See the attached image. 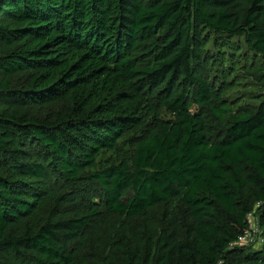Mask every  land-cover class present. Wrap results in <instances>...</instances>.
<instances>
[{"label":"trees","instance_id":"16d2710c","mask_svg":"<svg viewBox=\"0 0 264 264\" xmlns=\"http://www.w3.org/2000/svg\"><path fill=\"white\" fill-rule=\"evenodd\" d=\"M211 35L264 58V0H0V264H264V74L234 110Z\"/></svg>","mask_w":264,"mask_h":264},{"label":"rangeland","instance_id":"374dc122","mask_svg":"<svg viewBox=\"0 0 264 264\" xmlns=\"http://www.w3.org/2000/svg\"><path fill=\"white\" fill-rule=\"evenodd\" d=\"M206 49L207 70L209 77L220 90L221 97L230 103L234 110H240L244 107L254 106L258 103L262 93V74H264V58L248 49L241 36H210L207 41ZM20 74L16 80L24 82ZM50 110L49 107H36L35 112L43 115ZM108 154L102 155V160ZM157 208L153 211H159ZM54 214L50 204L41 208L40 212L30 219L31 224L35 225L42 217H51ZM151 220H155V214L151 212ZM258 219H253V226L257 227ZM251 245H242L249 247ZM86 260L81 264H89Z\"/></svg>","mask_w":264,"mask_h":264},{"label":"built area","instance_id":"2783aa9c","mask_svg":"<svg viewBox=\"0 0 264 264\" xmlns=\"http://www.w3.org/2000/svg\"><path fill=\"white\" fill-rule=\"evenodd\" d=\"M248 225L245 231L238 236V239L233 243L234 246L251 245L252 247H259L263 244V236L261 235L259 225L253 226V219H258V215L254 211L247 215Z\"/></svg>","mask_w":264,"mask_h":264}]
</instances>
